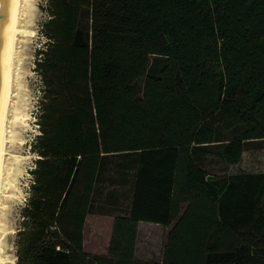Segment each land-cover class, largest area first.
Listing matches in <instances>:
<instances>
[{"label":"trees","instance_id":"obj_1","mask_svg":"<svg viewBox=\"0 0 264 264\" xmlns=\"http://www.w3.org/2000/svg\"><path fill=\"white\" fill-rule=\"evenodd\" d=\"M45 11L16 264H264V172L217 177L203 164L215 153L236 166L264 145V0H47ZM116 183L127 201L97 208ZM94 212L113 218L104 254L85 248ZM140 223L170 229L160 262L136 257Z\"/></svg>","mask_w":264,"mask_h":264},{"label":"rangeland","instance_id":"obj_2","mask_svg":"<svg viewBox=\"0 0 264 264\" xmlns=\"http://www.w3.org/2000/svg\"><path fill=\"white\" fill-rule=\"evenodd\" d=\"M46 3L47 0H26L22 12L20 30L23 33H20V40L17 45L18 59L16 60V73L14 75L15 93L9 120L10 130H13L14 134L12 136L13 138L15 136V138H12V143H10L11 139L8 138V141H10L7 145L5 161L7 171L6 180L4 181L6 186L3 189L4 197L0 211L4 226L2 232L5 230L6 233L0 241V257L4 264H16L15 239L21 223L20 212L28 197L32 181L30 172L34 169L36 160V156L30 151L31 144L40 133L38 115L40 114L43 84L40 75L36 72L35 62L37 52L43 50L46 44V39L41 31L42 24L48 18L45 11ZM143 85L144 80L142 79L138 82L140 92L143 90ZM219 136L222 141H228L235 134L221 132ZM243 159L239 166H229L220 155L208 153L204 155L203 164L211 173V176L215 175L217 177L248 172H264V145L261 143L247 145ZM119 186L118 183L114 184L115 198H97V208L107 210L113 202L125 203L124 201L127 198H120L123 189ZM120 211L124 212L122 209ZM145 224L143 223L139 227L141 228L139 257L151 262H160L170 229L161 225H157L158 227L152 225V229H149V227L145 229ZM112 225V217L98 213L91 214L87 219L85 230L86 251L104 254L109 246Z\"/></svg>","mask_w":264,"mask_h":264},{"label":"bare ground","instance_id":"obj_3","mask_svg":"<svg viewBox=\"0 0 264 264\" xmlns=\"http://www.w3.org/2000/svg\"><path fill=\"white\" fill-rule=\"evenodd\" d=\"M26 0H14L13 2V8H12V31L9 41V59L6 61V107H5V127H0V138H1V144H0V211L2 207V200L4 197V191L5 188L4 181L6 180V156H7V145L9 144L8 138L11 139L10 143H12L13 138V130H10V114L11 111V105L12 101L14 100V75L16 70V60L17 53H18V42H19V36L21 32L20 25H21V19H22V12L24 9V4ZM23 22V21H22ZM22 26V25H21ZM16 80V79H15ZM16 85V84H15ZM14 105V103H13ZM18 116V115H17ZM19 120V119H16ZM15 138V136H14ZM13 138V139H14ZM1 215V212H0ZM3 221L0 216V241L5 236V230L2 232ZM4 260V259H3ZM0 264H4L2 261V258L0 257Z\"/></svg>","mask_w":264,"mask_h":264},{"label":"water","instance_id":"obj_4","mask_svg":"<svg viewBox=\"0 0 264 264\" xmlns=\"http://www.w3.org/2000/svg\"><path fill=\"white\" fill-rule=\"evenodd\" d=\"M13 2L14 0H0V127H5L6 61L9 59ZM211 179L212 177H208V180Z\"/></svg>","mask_w":264,"mask_h":264},{"label":"crops","instance_id":"obj_5","mask_svg":"<svg viewBox=\"0 0 264 264\" xmlns=\"http://www.w3.org/2000/svg\"><path fill=\"white\" fill-rule=\"evenodd\" d=\"M254 143H249L248 145H253ZM243 156H245V153H244V155ZM243 157H242V159H241V161H240V163L237 165V166H239L242 162H243ZM248 173H254V172H248ZM143 223H140L139 224V227L142 225ZM146 226H145V229H147L148 227H149V229H152V225H155L156 227H158L156 224H152V223H146L145 224ZM160 227V226H159ZM140 232H141V228H139V232H138V244H137V252H136V257L139 259V260H142V261H150V260H145V259H142V258H140L139 257V234H140ZM107 251H105V253H106Z\"/></svg>","mask_w":264,"mask_h":264}]
</instances>
